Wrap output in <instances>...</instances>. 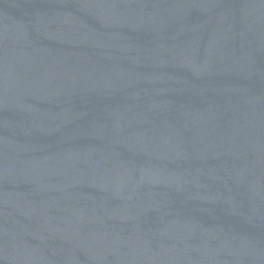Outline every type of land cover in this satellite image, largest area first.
Segmentation results:
<instances>
[{"label":"water","instance_id":"water-1","mask_svg":"<svg viewBox=\"0 0 264 264\" xmlns=\"http://www.w3.org/2000/svg\"><path fill=\"white\" fill-rule=\"evenodd\" d=\"M0 264H264V0H0Z\"/></svg>","mask_w":264,"mask_h":264}]
</instances>
